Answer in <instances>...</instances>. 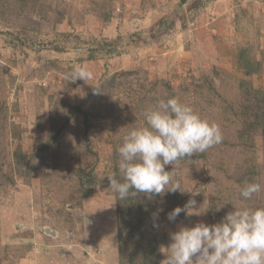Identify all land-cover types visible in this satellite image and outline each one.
Masks as SVG:
<instances>
[{
    "label": "rangeland",
    "instance_id": "obj_1",
    "mask_svg": "<svg viewBox=\"0 0 264 264\" xmlns=\"http://www.w3.org/2000/svg\"><path fill=\"white\" fill-rule=\"evenodd\" d=\"M183 4L0 0L13 29H0V264H164L181 226L264 205V0H191L171 33L137 40ZM94 45L71 61L24 51ZM77 65L86 82L69 75ZM171 97L217 123L222 142L165 166L181 192L118 200L107 177L122 178V137ZM248 182L262 185L251 200ZM190 199L196 209L170 221Z\"/></svg>",
    "mask_w": 264,
    "mask_h": 264
},
{
    "label": "clouds",
    "instance_id": "obj_2",
    "mask_svg": "<svg viewBox=\"0 0 264 264\" xmlns=\"http://www.w3.org/2000/svg\"><path fill=\"white\" fill-rule=\"evenodd\" d=\"M69 75L85 82L91 78L90 72L79 65ZM143 116L144 122L131 128L117 149L122 178L117 179L115 174L107 177L118 200L140 193L151 196L180 191L173 171H165V166L204 153L223 139L217 123L202 118L176 97L157 100ZM261 191L260 183L248 182L240 196L251 200ZM195 206V199H190L183 208L177 206L168 213V219L173 221L186 209L195 210ZM193 213L203 212H187ZM170 239L164 264H264V205L234 208L215 224L181 226Z\"/></svg>",
    "mask_w": 264,
    "mask_h": 264
},
{
    "label": "water",
    "instance_id": "obj_3",
    "mask_svg": "<svg viewBox=\"0 0 264 264\" xmlns=\"http://www.w3.org/2000/svg\"><path fill=\"white\" fill-rule=\"evenodd\" d=\"M191 0H186L184 1V4L180 6L177 10V14L180 15L182 12L185 10L186 6L190 3ZM0 29L2 27L0 26ZM2 30H7V31H12L13 29L10 28H3ZM143 32H140L138 35H142ZM136 39V36H133L131 38H124L120 42L114 43L112 47L107 46V48H112L113 50L118 49L121 46H124L128 43L133 42ZM98 46L94 45L91 47H86V48H78V49H67L61 52H57L54 50H42L40 52H34L29 49H24L25 53L29 54L31 57H44L49 60H60V61H71L75 59H80V58H86L88 54L90 53L91 50L97 49Z\"/></svg>",
    "mask_w": 264,
    "mask_h": 264
},
{
    "label": "trees",
    "instance_id": "obj_4",
    "mask_svg": "<svg viewBox=\"0 0 264 264\" xmlns=\"http://www.w3.org/2000/svg\"><path fill=\"white\" fill-rule=\"evenodd\" d=\"M177 10L178 7H174L169 14L165 15L160 20H158L156 26L154 25L150 27L149 30L151 29L152 33L149 35V38L144 40L141 37L138 38L137 40H142L141 41L142 43L147 44L148 42L155 41L159 36L168 35L169 33H171L174 29L176 20L178 19ZM8 34H10L13 39H16L19 42V44L22 43L17 37L16 32H9ZM93 52L94 50H91L88 56L86 57V59H91L93 56Z\"/></svg>",
    "mask_w": 264,
    "mask_h": 264
}]
</instances>
